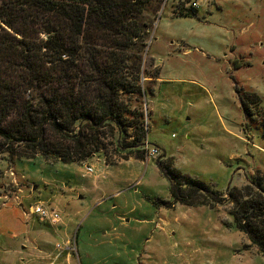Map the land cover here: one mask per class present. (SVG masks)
Masks as SVG:
<instances>
[{"label":"rangeland","instance_id":"obj_1","mask_svg":"<svg viewBox=\"0 0 264 264\" xmlns=\"http://www.w3.org/2000/svg\"><path fill=\"white\" fill-rule=\"evenodd\" d=\"M147 17L143 70L159 73L144 110L160 154L107 164L0 153V264H264L230 204L166 206L157 163L166 153L224 198L264 177V0H158ZM37 203L60 211L61 229L27 214Z\"/></svg>","mask_w":264,"mask_h":264},{"label":"trees","instance_id":"obj_2","mask_svg":"<svg viewBox=\"0 0 264 264\" xmlns=\"http://www.w3.org/2000/svg\"><path fill=\"white\" fill-rule=\"evenodd\" d=\"M155 2L0 0V153L80 163L99 155L107 164L145 159L144 105L153 93L145 83L159 71L146 80L154 20L144 15ZM157 163L171 180L174 201L166 206L230 204L237 228L264 254V177L229 187L224 198L182 175L172 157Z\"/></svg>","mask_w":264,"mask_h":264},{"label":"built area","instance_id":"obj_3","mask_svg":"<svg viewBox=\"0 0 264 264\" xmlns=\"http://www.w3.org/2000/svg\"><path fill=\"white\" fill-rule=\"evenodd\" d=\"M145 145L147 147V156H156L160 154V150L158 147L154 146L149 148V143L146 139ZM86 173H90L94 171V167L92 165H85ZM28 215L38 216L41 221H49L52 224H57L60 222L61 214L57 208L49 207L44 203H37L35 205L30 206L27 211Z\"/></svg>","mask_w":264,"mask_h":264},{"label":"crops","instance_id":"obj_4","mask_svg":"<svg viewBox=\"0 0 264 264\" xmlns=\"http://www.w3.org/2000/svg\"><path fill=\"white\" fill-rule=\"evenodd\" d=\"M158 78V77H157ZM155 80H156V78L155 79H153V81L155 82ZM153 88V87H152ZM149 96V95H148ZM147 139V138H146ZM157 147V146H156ZM164 155H166V153H164L162 156H164ZM147 157H149V156H147ZM41 221V220H40ZM41 222H48L49 223V225L51 226V227H53L54 229H61V227H62V219H60V222H58L57 224H52V223H50L49 221H41ZM67 243H69V240L67 241ZM62 247L63 246H61V245H59V244H57V249H62ZM68 248H71V246L70 245H68ZM70 252H68V254H69ZM60 256H62L63 255V252H61L60 251V254H59Z\"/></svg>","mask_w":264,"mask_h":264}]
</instances>
